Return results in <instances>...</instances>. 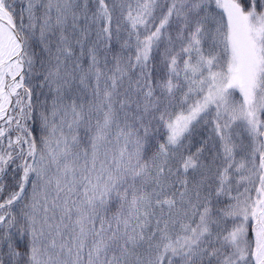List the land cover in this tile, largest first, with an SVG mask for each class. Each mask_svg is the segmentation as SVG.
I'll list each match as a JSON object with an SVG mask.
<instances>
[{"label": "snow or ice", "instance_id": "snow-or-ice-1", "mask_svg": "<svg viewBox=\"0 0 264 264\" xmlns=\"http://www.w3.org/2000/svg\"><path fill=\"white\" fill-rule=\"evenodd\" d=\"M0 264H264V0H0Z\"/></svg>", "mask_w": 264, "mask_h": 264}]
</instances>
